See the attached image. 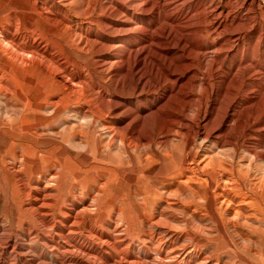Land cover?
Wrapping results in <instances>:
<instances>
[{
    "label": "bare ground",
    "instance_id": "6f19581e",
    "mask_svg": "<svg viewBox=\"0 0 264 264\" xmlns=\"http://www.w3.org/2000/svg\"><path fill=\"white\" fill-rule=\"evenodd\" d=\"M154 1L0 0V95L8 104L13 101L10 108L18 111L17 116L0 120V127L19 125L22 133L44 142L49 135L36 129L59 125L63 130L52 134L55 140L62 137L80 147L97 142L99 151L126 164L135 154L139 172L156 167L162 174L155 186L161 185L165 194L157 200L163 212L186 211L191 218L194 208L205 205L218 230L229 228L236 238H252L247 228L264 224V46L259 48L257 41L248 51L244 47L231 51L227 43L240 39L244 28L225 34V20L217 19L211 0L199 6L195 1L190 9L184 0ZM263 1H250L260 14ZM205 4L207 15L188 21L195 15L189 17V12ZM202 35L210 39L206 44L199 41ZM211 55L215 56L209 60ZM12 77L18 86L11 84ZM27 80L44 83L37 88L40 99L49 90L57 95L34 102L28 98ZM109 83L122 92L135 91V104L143 108L135 115L134 147L117 145L127 135L133 139L134 130L114 128L122 106L101 87ZM160 89L163 94L147 102ZM95 134L99 139L91 141ZM255 134L262 137L256 139ZM227 150L228 161L223 157ZM49 199L43 194V202ZM44 207L49 205L42 203L40 208ZM253 230L260 233L247 240L249 245L235 243L232 249L256 256L254 247L262 241L264 258V227ZM175 251L171 246L168 254ZM211 257L199 264H209Z\"/></svg>",
    "mask_w": 264,
    "mask_h": 264
},
{
    "label": "rangeland",
    "instance_id": "374dc122",
    "mask_svg": "<svg viewBox=\"0 0 264 264\" xmlns=\"http://www.w3.org/2000/svg\"><path fill=\"white\" fill-rule=\"evenodd\" d=\"M199 1L184 0L188 7L183 5L188 9L205 2V0ZM250 1L211 0V3L213 2L212 4L216 6L217 19L225 20V34L235 30L236 27L244 28L240 39L237 41L231 39L227 43L231 51L237 47H244L248 51L257 41L259 48L264 46V14H260L256 10V5H252ZM206 7L205 4L197 10L198 12H189V17L195 15L194 20L190 18L188 21L193 22L207 15ZM234 18H238L241 23L235 22ZM218 37L220 38L217 39H221L223 34H219ZM207 40L210 39H207L205 35L199 39L202 44L203 41L206 44ZM212 56L215 55L209 56V60ZM229 57L230 55L227 61ZM19 83L15 77L11 78V84L18 86ZM43 84L41 80H38V83L33 85L27 80L26 88H31L28 98H33L34 102L40 99L37 88ZM101 87L108 90L111 98L122 106L118 111L119 117L114 123V128L120 130L127 127L129 133L134 130L132 140L130 135H127L123 144L117 141V145L121 146V149H124L123 146L134 147L135 115L143 112L139 102L135 104V91L126 89L122 92L111 83ZM250 92L245 96H248V99L252 97ZM162 94V89L155 94H150L153 97L147 98V102ZM56 95V92L49 90L40 101L43 102ZM210 100V97L207 98V101ZM7 101V98L0 95L1 121L3 119L6 121L8 117L18 114V111L15 113V109L10 108L13 101L10 104ZM19 128V125L0 127V264H37L38 262L39 264H110L113 259L116 260L114 264H143L144 262L145 264H199L202 259L211 256L209 264H264L262 241L254 247L256 256L253 254L248 256L244 252L240 255L232 249V245L236 244L240 247L249 245L247 240L253 241V238L260 233L259 230L253 229H263L264 224H259L260 226L257 225L255 228L248 227L249 231L252 230V238L240 239L234 237L228 231L229 228L223 229L224 231L218 230L220 227L211 216L212 210L208 206L192 209L191 218H187L190 212L186 211L181 212L183 214L163 212L164 206L157 200L165 194L161 185L158 188L155 186L157 177H162V174L159 175L156 167L142 170L140 173L135 154H131L128 158L129 164H126L112 154L106 155L99 151L101 148L97 142L89 141L81 148L62 137L55 140L52 134L63 130L59 125L54 129H48L46 126L36 129L41 135H49L44 142H39L27 131L22 133ZM254 137L260 139L262 135L255 134ZM89 139L94 141L99 138L95 134L90 135ZM31 142H36V145L34 143L32 145ZM127 143L129 145H126ZM229 155H231L230 151L224 152L225 160L230 159ZM115 170L118 173H115ZM52 176L54 179H50ZM150 177L152 178L149 180ZM43 194L50 196V199L43 202ZM42 203L48 204L49 207L40 208ZM39 212L44 216L39 217ZM68 215L72 216L71 220L67 218ZM173 218L176 219L173 220ZM72 221L75 223L74 226H71ZM171 246L176 248L173 255L168 254ZM74 258L79 260L76 262ZM80 260L82 263H79Z\"/></svg>",
    "mask_w": 264,
    "mask_h": 264
}]
</instances>
